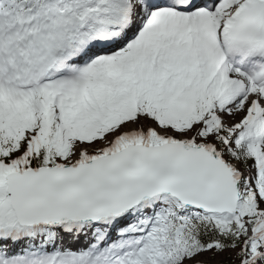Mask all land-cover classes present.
Listing matches in <instances>:
<instances>
[{
	"label": "snow or ice",
	"instance_id": "snow-or-ice-1",
	"mask_svg": "<svg viewBox=\"0 0 264 264\" xmlns=\"http://www.w3.org/2000/svg\"><path fill=\"white\" fill-rule=\"evenodd\" d=\"M0 264H264V0H0Z\"/></svg>",
	"mask_w": 264,
	"mask_h": 264
}]
</instances>
